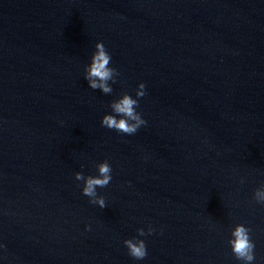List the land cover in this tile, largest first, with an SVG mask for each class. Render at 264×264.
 I'll use <instances>...</instances> for the list:
<instances>
[{
	"label": "clouds",
	"instance_id": "obj_1",
	"mask_svg": "<svg viewBox=\"0 0 264 264\" xmlns=\"http://www.w3.org/2000/svg\"><path fill=\"white\" fill-rule=\"evenodd\" d=\"M112 57L106 49L103 42L95 44V51L91 56V62L85 67V80L88 86L93 90H100L103 94H111L112 83L116 82L119 72L110 67ZM145 84L140 83L136 90V98L128 93H124L118 99L110 104L112 114H105L101 119V125L107 129L115 130L125 135L135 134L141 126L147 122L142 118L139 107V98L143 97ZM98 175L85 176L82 172L75 173L77 181H83L82 194L89 198V202L98 205L101 209L105 208L106 202L103 196L98 195L97 188H104L112 180V168L110 163L105 160L96 165ZM243 182V181H241ZM253 199L264 205V184L254 190ZM154 229L148 228L147 233L143 228L137 229L139 236L151 235ZM128 250V254L135 260H143L147 257L148 252L145 241L142 239L131 238L123 241ZM228 244L236 260L242 264H254L256 260V244L251 237V229L244 224H236L231 231V239Z\"/></svg>",
	"mask_w": 264,
	"mask_h": 264
}]
</instances>
